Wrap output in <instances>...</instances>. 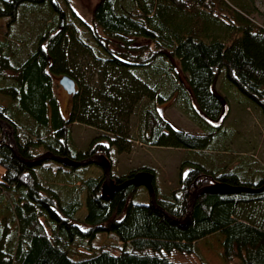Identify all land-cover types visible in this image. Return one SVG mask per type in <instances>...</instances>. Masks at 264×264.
Here are the masks:
<instances>
[{
  "label": "trees",
  "instance_id": "obj_1",
  "mask_svg": "<svg viewBox=\"0 0 264 264\" xmlns=\"http://www.w3.org/2000/svg\"><path fill=\"white\" fill-rule=\"evenodd\" d=\"M61 2L70 13L68 23ZM68 4L0 0V119L24 159L50 152L82 161L102 153L112 167V153L129 151L132 140L186 150L195 159L186 161L191 165L185 174L180 168L177 188L166 195L159 192L153 167L110 172L115 183L139 171L153 173L156 203L177 219L186 216L191 194L201 187L264 185V167L252 170L249 158L221 170L198 158L228 136L227 95L241 102L239 93L264 116V24L254 19L252 4L97 0L88 22L73 16ZM24 5L45 6L58 21L19 58L10 27ZM63 75L74 80L76 89L69 95L66 118L54 91L55 78ZM221 75L226 92L216 89ZM175 95L201 132L176 126L159 110ZM139 109L133 136L131 117ZM74 124L102 132L84 152L72 146ZM90 165L23 163L0 126V264H184L173 259L175 253L214 264L200 253L213 238L224 264H264V189L201 194L189 221L180 224L151 204L143 186H126L106 199L104 173L84 176ZM139 188L147 194L145 201L137 198ZM83 206L84 218L78 220ZM100 235L103 241L96 245Z\"/></svg>",
  "mask_w": 264,
  "mask_h": 264
},
{
  "label": "rangeland",
  "instance_id": "obj_2",
  "mask_svg": "<svg viewBox=\"0 0 264 264\" xmlns=\"http://www.w3.org/2000/svg\"><path fill=\"white\" fill-rule=\"evenodd\" d=\"M69 8L76 18L89 21L90 11L97 0H68ZM256 8L253 17L259 24H264V0H247ZM60 10L64 13L68 23L69 11L63 2L60 3ZM57 14L50 12L45 6L30 7L22 6L11 24V36L19 47V58L32 49L38 36L44 28L55 29L57 24ZM59 77L55 78L54 91L59 101L62 115L68 116L71 100L70 96L58 84ZM233 87V86H232ZM226 84L221 75L216 84V89L220 92H226ZM234 88V87H233ZM236 89V88H235ZM236 91V90H235ZM238 93V92H237ZM241 102L237 97L227 95L229 101V113L224 120V127L227 129L225 138L216 150L204 152L200 155V160L218 170L231 169L239 162L245 164L248 158L252 160L251 169L259 170L258 167H264V116L260 110L250 103L244 102V97L239 93ZM1 97V96H0ZM146 100L141 101L140 108L144 106ZM159 110L176 126L191 132H201L200 126L194 120L187 110L186 103L178 100V96L165 103L158 105ZM139 112L137 110L131 117V130L133 136L136 135L139 127ZM102 132L83 124H74L72 127V146L80 151H86L93 138ZM195 157L199 155H194ZM247 157V158H245ZM112 158L114 165L111 167L113 173L124 174L129 170L149 166L155 170V183L159 188L160 194H168L176 189L180 177V168L185 174L191 163L186 162L195 159L188 151L170 147L146 146L137 140L131 141V148L127 152H113ZM183 165L181 166V162ZM250 161V160H249ZM85 177H101L103 169L96 164L90 165L85 169ZM144 187V186H143ZM141 201L147 198L143 188H139L137 197ZM85 195L81 197L84 204ZM85 215L84 206L76 213L78 220H82ZM103 236L96 238L95 244L100 245ZM200 246V253L207 262L214 264H224L221 255V245L213 238L211 245ZM174 260L184 264H202V259L196 255H180L175 253Z\"/></svg>",
  "mask_w": 264,
  "mask_h": 264
},
{
  "label": "water",
  "instance_id": "obj_3",
  "mask_svg": "<svg viewBox=\"0 0 264 264\" xmlns=\"http://www.w3.org/2000/svg\"><path fill=\"white\" fill-rule=\"evenodd\" d=\"M58 84L63 88V90L68 95L73 94L76 91L75 82L68 75L61 76L58 79ZM0 126L8 134V137L11 142L12 152L21 162L32 164V163L42 162L44 160H55V161H58V162H61V163H64L70 166L96 164L97 166L101 167L104 171V180L102 182V189H101V193L103 197H105L106 199H109L115 191L119 189H123L129 185L144 186L149 192L151 204L156 209L162 211L166 216H168L169 218H171L172 220L180 224H186L189 221L194 201L196 197L201 194H204V193L230 194V193H238V192H243V191L244 192H256V191H260L264 189V185L261 188L252 189V188H246V187H235V186L227 185L224 183H215V184L201 187L199 189H196L191 194L189 202H188V206H187L186 216L183 219H177L171 216L168 212H166L163 208L158 206V204L156 203V193H155V189L153 186V179H154L153 173L149 171H139L135 173V175L131 177L130 179L122 183H115L113 178L110 175V172H111L110 160L102 153H94L90 157L82 161H75V160H72L66 157H59V156L53 155L50 152L42 153L38 157H35L33 159H24L17 151V148L13 140L12 131L7 130L6 122L4 120L0 119Z\"/></svg>",
  "mask_w": 264,
  "mask_h": 264
},
{
  "label": "bare ground",
  "instance_id": "obj_4",
  "mask_svg": "<svg viewBox=\"0 0 264 264\" xmlns=\"http://www.w3.org/2000/svg\"><path fill=\"white\" fill-rule=\"evenodd\" d=\"M147 190V189H146ZM148 192V191H147Z\"/></svg>",
  "mask_w": 264,
  "mask_h": 264
}]
</instances>
